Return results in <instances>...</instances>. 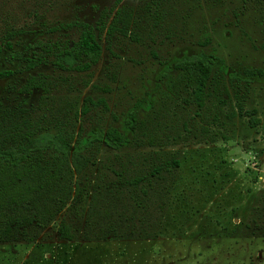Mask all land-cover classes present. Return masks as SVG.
Returning <instances> with one entry per match:
<instances>
[{
    "label": "rangeland",
    "instance_id": "rangeland-1",
    "mask_svg": "<svg viewBox=\"0 0 264 264\" xmlns=\"http://www.w3.org/2000/svg\"><path fill=\"white\" fill-rule=\"evenodd\" d=\"M118 1L0 0V43L12 42L16 54H0V70L16 71L0 79V122L9 126L22 109L34 113L40 94L20 92L31 76L54 80L53 100L63 109L68 100L82 103L90 90L86 82L101 86L117 74L122 89L115 85L110 102L118 125L142 103L147 133L159 135L161 146L144 145L147 135L140 134L137 143L143 145L120 153L103 148L98 161L174 154L181 167L159 180L142 172L140 187L149 195L118 198L119 208L131 199L134 215L111 238L87 240L83 221L73 241L60 240V222L72 221L64 212L44 228L30 227L25 237L0 243V264H264V77L252 84L234 81L237 90L229 77L264 70V0ZM121 8L131 17L129 36L114 37L109 50L100 29ZM79 24L91 26L103 45L90 72L61 71L51 58L35 70L23 68L29 47L75 42ZM202 52L216 55L228 73L215 71L203 108L186 92L170 97L164 85L156 86L165 62ZM149 102L152 110H146ZM24 212L31 216L34 209L29 205Z\"/></svg>",
    "mask_w": 264,
    "mask_h": 264
},
{
    "label": "trees",
    "instance_id": "trees-1",
    "mask_svg": "<svg viewBox=\"0 0 264 264\" xmlns=\"http://www.w3.org/2000/svg\"><path fill=\"white\" fill-rule=\"evenodd\" d=\"M122 10H117L109 26L100 29L101 34L106 32L109 50L114 37L129 36L131 17H125ZM159 20L155 19V24ZM79 26L81 34L75 42H37L29 47L31 54L21 56L23 68L35 70L48 64L51 58L61 71L90 72L101 60L103 45L91 26ZM130 37L138 41L132 33ZM209 42L210 39L205 40L206 44ZM12 49V42L0 43V54L10 51L14 56ZM224 68L223 62L213 54L185 56L164 63L156 86L164 85L167 89L163 91L170 97H181L186 92L203 108L215 71L228 74ZM15 74L13 70H0V79ZM229 77L237 90L234 81L252 84L264 77V70L247 69L243 76L229 73ZM117 78V74L112 75L101 86L86 82L84 86L90 90L82 103L68 100L63 109L54 103V90L58 86L49 76H31L20 89L24 95L39 93L40 96L37 107L32 109L34 113L22 109L19 119L9 126L0 122V243L25 237L30 227L44 228L64 212L69 213L72 221L60 222V240L73 241L83 221L87 240H107L134 215V209L131 212L128 209L132 207L131 199L127 207L119 208L118 198L129 199L134 193L149 195L146 188L140 187L146 179L143 171L151 178H158L162 173L173 175L181 167V161L174 154L117 155L98 161L103 148L120 153L134 144L143 145L137 143L140 134L147 135L144 145L161 146L159 135L147 133V122L140 116L142 103L136 102L118 125L119 118L110 102L115 85L118 83V90L122 89ZM124 86L123 89L127 87ZM225 91L229 93L228 87ZM153 105L149 102L146 110H152ZM89 174H95V179H90ZM29 205L34 209L31 216L24 212V207ZM157 206L165 209L164 204ZM249 241L244 239L245 244Z\"/></svg>",
    "mask_w": 264,
    "mask_h": 264
}]
</instances>
